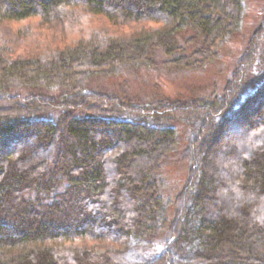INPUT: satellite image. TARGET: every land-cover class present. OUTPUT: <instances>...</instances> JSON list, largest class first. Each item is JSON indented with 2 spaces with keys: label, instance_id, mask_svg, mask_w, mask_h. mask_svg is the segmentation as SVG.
<instances>
[{
  "label": "trees",
  "instance_id": "16d2710c",
  "mask_svg": "<svg viewBox=\"0 0 264 264\" xmlns=\"http://www.w3.org/2000/svg\"><path fill=\"white\" fill-rule=\"evenodd\" d=\"M245 1L0 0V29L37 19L82 34L27 56L0 40V264H133L139 246L149 255L134 264H264V65L255 73L251 55L238 65L225 85L232 111L214 115L220 98L194 104L206 112L185 117L187 178L167 200L174 114L192 106L88 88L121 69L201 68L235 35ZM97 17L157 28L86 31ZM256 34L246 51L263 50ZM237 133L244 141H223Z\"/></svg>",
  "mask_w": 264,
  "mask_h": 264
},
{
  "label": "rangeland",
  "instance_id": "374dc122",
  "mask_svg": "<svg viewBox=\"0 0 264 264\" xmlns=\"http://www.w3.org/2000/svg\"><path fill=\"white\" fill-rule=\"evenodd\" d=\"M263 11L264 0H246L244 16L235 35L222 41L214 51V58L211 62L206 63L201 68H189L184 70L166 68L165 70L169 72L161 73L140 68L134 70L121 69L113 75L99 74L91 77L88 88L110 94L124 93L129 98L134 99V102L138 101L141 103V101L147 102L149 100L164 102L165 100L179 103L180 106L186 104H189V107L192 106V109L190 108L189 110H187L188 108H184V112L179 115L174 114L175 118L180 121L174 125L178 132L179 145L174 152V157L172 156V158L168 159V161L163 164L160 171L161 179H163L162 191L165 200L173 198L182 188L187 178L186 164L182 160V155L187 146L186 142H190L194 134L191 137L193 127H191V122L187 124L185 117L187 118L190 115L191 118H194L197 116V113L206 112L205 109H198L196 107L197 105L194 106V104L198 101H200L198 102L199 104H202L206 99L219 100L220 98L219 101H221V105L218 112H214V115L221 114L226 107L229 108V105L231 108V106H233L232 102L237 96V92L227 93L225 85L229 83L231 79L237 78V75L234 76L233 74L236 72L239 64L243 63L244 60H248L246 55H251V68L255 67V73L260 74L259 69H262L264 65V61L262 60L264 59V47L262 51L260 48L253 49L252 53L246 50L247 47L250 46V40L254 38L256 32L258 33L256 34L254 42L257 46L261 44L264 31L259 30V24L263 18ZM90 21L85 23L87 24L85 26L86 31L91 30V28L99 30L108 29L112 32H117L119 35H129L144 28H157V25L152 23H133L125 26H113L111 22L102 17L92 18V21ZM75 29L74 31L66 29L67 31L64 33L60 27L55 25L42 26L37 19L18 23L9 22L2 24L0 29V40L10 47L14 56H27L45 47L72 44L77 40L76 38L82 36V34L78 32L79 29ZM240 86H246L245 82L242 81ZM256 87L257 86H254L245 93L244 99L248 98L246 96L251 95ZM241 90L242 88L240 91ZM242 101L243 100L240 101L238 106L241 105ZM261 103L262 102H258V104L254 106V109H251L252 111L247 110L239 121L243 122L245 119L251 120L252 117L250 116H252L256 109H259ZM237 107H233V109ZM263 108H261L260 111L263 110ZM230 110L232 111V109ZM166 112H168V110L162 113L164 114ZM173 112L178 111H171L170 113ZM239 134L240 133L234 135L235 137L232 135L229 139L226 136L223 141L227 143L231 139H237L242 142L244 139L243 135ZM221 136L220 134L218 137L220 140L222 138ZM148 255L149 252L147 249L140 248V246L135 247L128 262L133 264L139 263L143 257H148Z\"/></svg>",
  "mask_w": 264,
  "mask_h": 264
}]
</instances>
